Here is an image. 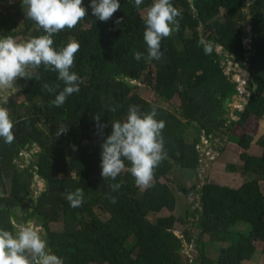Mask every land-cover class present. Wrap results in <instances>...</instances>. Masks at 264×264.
<instances>
[{
  "label": "trees",
  "instance_id": "obj_1",
  "mask_svg": "<svg viewBox=\"0 0 264 264\" xmlns=\"http://www.w3.org/2000/svg\"><path fill=\"white\" fill-rule=\"evenodd\" d=\"M3 1L8 0H0ZM245 2L172 0L182 12L178 30L167 37L174 51L167 49L164 38L162 59L146 62L143 58L137 61L134 53L146 54L141 12L150 0H144L140 10L134 6V0H120V9L107 22L93 16L88 7L90 0H83L88 15L73 29L66 28L53 37L56 47L66 43L69 37L80 44L72 69L83 80L80 91L69 96L61 107L52 105L55 94L43 90L41 85L59 84L57 92L64 85L56 72L41 66L33 70L39 73V81L18 79L23 97L18 105L21 110L18 112L11 100L4 105L13 120L15 138L11 144L0 138V227L14 230L13 221L17 225L36 219L45 230L48 247L64 264H245L251 261L256 254L254 242L264 244V194L254 189L256 181L236 189L206 179L197 190L200 208L186 213L193 218L192 225L199 233L194 236L185 227L178 236L173 231L172 215L149 219L162 209L169 212L176 209V195L169 183L153 181L152 186L140 191L126 168L115 181L121 183V188L112 191L109 184L113 181H104L100 166L101 143L111 132V119L123 117L132 104L142 110L156 106L157 119L165 121L162 135L167 158L154 170L157 178H164L171 171V158H175L180 169L195 171L201 164L198 150L201 137L210 141L221 139L234 126L243 127L250 117L264 118V0L251 2L247 14H244ZM11 8L15 9V15L0 12V35L15 32L26 40L43 34L34 21L22 14L21 0ZM121 17L122 23L117 24L115 21ZM246 21L250 28L248 50L244 49L240 34V24ZM201 37L217 46L212 55H205L198 46ZM226 60L239 65L246 61L249 79L253 81L248 84L249 92L256 86L244 110L234 111L237 122L225 118L223 107L227 99L231 101L238 96L231 77L224 73ZM139 84L149 87L166 103L177 95V106L170 111L147 101L137 91ZM110 107H116L117 111L111 113ZM95 115L101 116V123L108 124L104 135L97 134ZM61 125H68L69 130L57 137ZM228 141L244 150L239 155L241 171L264 181V132L256 140L262 150L258 156L248 153L252 137H229ZM34 144L38 150L30 153L29 162L20 167L16 159H20L25 149L34 148ZM72 145L77 146L76 150ZM34 175L44 182V187L38 195L27 197L33 192ZM78 187L87 199L82 206L73 208L63 194ZM179 190L188 192L185 187ZM109 196H115L116 203ZM17 205L22 206L20 214L15 211ZM96 208L107 212L109 217L89 218ZM59 221L67 224L78 221L79 228L70 231L49 228L50 222ZM205 241L227 242L228 246L221 248L214 260L206 252ZM184 244L195 247L189 263L184 262L181 252ZM261 252L264 254V247Z\"/></svg>",
  "mask_w": 264,
  "mask_h": 264
},
{
  "label": "clouds",
  "instance_id": "obj_2",
  "mask_svg": "<svg viewBox=\"0 0 264 264\" xmlns=\"http://www.w3.org/2000/svg\"><path fill=\"white\" fill-rule=\"evenodd\" d=\"M21 3L26 17L34 21L43 30V34L30 36L22 41L12 35H0V138L6 144L13 143L15 137L13 120L4 105L8 102L9 93L13 90L18 91L16 86L18 79L39 81L41 78L39 73L33 70L41 66L45 70L56 72L57 79L63 82L62 90L57 92V89H60L59 84L52 86L45 82L41 85L43 90L55 94L51 103L56 107L63 106L69 96L78 93L83 83L79 74L72 71L80 44L69 37L66 43L62 42L56 47L53 39L54 35L62 30L73 29L88 15L83 0H21ZM143 3L144 0H134L137 10H140ZM88 7L91 8L93 16L107 22L121 5L120 0H90ZM180 17L182 12L173 5L172 0H150L141 12L145 26L143 40L146 44V54L137 51L134 58L137 61L143 58L146 62L161 60L164 55L161 51V42L178 30ZM122 21L123 17L115 22L120 24ZM198 46L209 56L217 47L214 42L203 37L198 40ZM243 65L248 67L247 75H244L248 78L249 65L246 62ZM233 78L231 77L232 82ZM240 80L244 79H239V82ZM234 83H238L237 79ZM242 84L240 82V85ZM240 95L243 99V94ZM108 111L115 113L117 109L110 107ZM157 115V108L154 105L151 110H142L140 106L132 104L128 106L123 117L111 119V132L101 143L100 166L104 181H113L109 184L112 191L121 188V183L115 181L126 168L137 186L141 188L152 186L154 170L167 158L162 135L165 121L157 119ZM93 119L96 121L97 134L104 135L103 130L108 124L101 123L99 115H95ZM68 130V125H61L56 136L66 134ZM72 147L73 150L77 148L76 145ZM63 195L73 208L84 203L82 188L65 191ZM109 199L116 203L115 196H109ZM12 224L14 230L0 227V264H64L63 259L48 247L43 235L44 230L40 225L31 220L19 226L15 221Z\"/></svg>",
  "mask_w": 264,
  "mask_h": 264
},
{
  "label": "rangeland",
  "instance_id": "obj_3",
  "mask_svg": "<svg viewBox=\"0 0 264 264\" xmlns=\"http://www.w3.org/2000/svg\"><path fill=\"white\" fill-rule=\"evenodd\" d=\"M253 0H246L245 7H244V14H247V6L252 2ZM8 2H12V4H3L0 3V12L2 13H10V14H16L15 9L11 8L15 0H8ZM10 6V8H8ZM22 14L24 16L25 13L22 10ZM248 20V18H247ZM20 25L19 29H21V20L19 19ZM240 31H241V39L242 44L245 50L250 49V28L247 24V21L240 24ZM17 40L22 41V37L14 32L12 35ZM165 46L167 49L171 52L174 51L172 42L169 41V39L166 38L165 40ZM217 51L219 52L220 49L217 48ZM234 61L226 60L224 61L225 69L224 73L227 74V76L234 77V79H244L240 80L243 84L247 82V75L248 67L244 66L242 63V66L237 64L234 65ZM246 62V61H245ZM247 63V62H246ZM223 64V63H222ZM154 70V67L152 68ZM138 93L147 101L156 103L160 105L161 107L168 109L170 111L173 110V107L177 106L178 104V96L175 95L173 99L169 102H163L160 101L153 91L146 87L145 85L139 84ZM239 95L238 97L241 99ZM237 96L233 97L228 104L226 108V117L230 118L231 120L237 122L238 119L235 118L234 111H240L242 112V106L240 105L241 102H239V98ZM15 104H20L23 102V97L19 95L15 90H13V93L9 94L7 97V101H10ZM264 118L261 120H257L253 117H250L246 124L242 126H234L230 132L226 135H222L221 139L216 140H205L204 137L200 138V144L198 146V150L201 153V164L195 171H184L176 165L174 159L171 158V162L173 164V167L171 171L164 177H158L154 176L153 181L156 183H169L170 187L173 189L176 195L177 199V205L174 212H169L166 209H162L159 213L149 216V219L151 221H154L158 217H169L172 215L174 218L173 221V231L176 235L181 236L182 231L185 227H188L191 233L194 236H197L199 233V230L192 225L193 218L191 216H186V213H193L196 209L200 208L199 204V195L197 193V190L205 183V180L207 179V182L219 184V185H225L232 188L240 189L243 184L251 182L250 185H253V181H256L254 184V189L261 191L264 194V181L260 177H256L253 175H245L241 171V165L242 162L239 159L240 153H242L244 150H242L240 147H238L236 144L229 142V137L234 138H240L242 135H248L252 137L253 141L250 145V148L248 150L249 154L252 155H259L261 153V149L257 146L256 140H258L263 132H264ZM262 128V129H261ZM203 136V135H202ZM38 150V147L34 144V148H32L30 151H27L26 149L20 153V159H16V162L20 165V167L25 166L29 162L30 153L35 152ZM155 174V173H154ZM152 181V183H153ZM42 182L44 183L37 175L33 176V194L34 196L38 195L40 190L38 189V183ZM153 185V184H152ZM44 185L42 186L43 189ZM185 187L188 192H182V190H179V188ZM140 191H143L145 188L139 187ZM84 199H87V196H84ZM21 210V209H20ZM20 210L16 211L18 214H20ZM98 217L102 220H106L109 217V214L103 210H100L96 208L94 212L89 216V218ZM31 221L38 224L36 219H32ZM85 221H88L86 219ZM22 223L26 222H19L17 223V226H19ZM39 225V224H38ZM49 228L53 231H70L79 228V222L74 221L73 223H63L61 221L59 222H50ZM247 228V227H246ZM44 230V229H43ZM45 230L43 231V235L46 238ZM132 241V240H131ZM133 242V241H132ZM131 244V242H130ZM205 244L207 246L206 252L207 254L216 260L219 255V251L221 248H226L228 246L227 242H210L205 241ZM254 245L256 247V254L251 259V261L244 262L245 264H264V254L261 252L262 248L264 247V244L256 241L254 242ZM184 255V262H188L193 259L194 255L192 253H195V247H191L189 245H183L182 251ZM189 259V260H188ZM90 264H96L93 262H90ZM106 264V263H105Z\"/></svg>",
  "mask_w": 264,
  "mask_h": 264
},
{
  "label": "water",
  "instance_id": "obj_4",
  "mask_svg": "<svg viewBox=\"0 0 264 264\" xmlns=\"http://www.w3.org/2000/svg\"><path fill=\"white\" fill-rule=\"evenodd\" d=\"M15 1H18V0H15ZM5 4L7 3H9V4H12V2L10 3V2H8V1H5L4 2ZM233 82H236V79H234L233 78ZM251 83L253 84V81L251 80ZM16 86L18 87V80L16 81ZM238 88V90L241 92V94L243 93V91H244V88H243V86L242 85H240L239 87H237ZM19 95H21L22 96V92L18 89V91H16ZM256 92V86L255 85H253V88H252V94H254ZM243 96L244 97H249L250 96V93H243ZM241 100V103L243 104V107H242V111H243V109H244V106H245V104H246V101L244 100V99H240ZM230 103V100L229 99H227L226 101H225V103H224V105H223V107H224V109H226L227 108V106H228V104ZM16 107H17V111L19 112L21 109H20V107L18 106V104H16ZM26 125L28 126L29 125V121H26ZM27 146V145H26ZM26 177V180L28 181L29 179H28V176H25ZM44 185V183H42V182H39L38 183V189L41 191L42 190V186ZM33 195V192H29L28 194H27V197H31ZM22 208V206L21 205H17L16 207H15V211H19L20 209ZM48 238L46 237V240H47Z\"/></svg>",
  "mask_w": 264,
  "mask_h": 264
},
{
  "label": "flooded vegetation",
  "instance_id": "obj_5",
  "mask_svg": "<svg viewBox=\"0 0 264 264\" xmlns=\"http://www.w3.org/2000/svg\"><path fill=\"white\" fill-rule=\"evenodd\" d=\"M5 1H3V2H0V3H3V4H5L4 3ZM16 2V1H15ZM250 78V76H248V78H247V82H245L244 84H242L243 86H244V92H248V93H250L249 92V86H248V84H250L251 83V79H249ZM238 81V83L236 84V83H234L235 84V87H236V89H237V87H239V85H240V82H239V80H237ZM238 90V89H237ZM252 91V90H251ZM238 92V96L241 94V92L238 90L237 91ZM11 93H13V91L11 92ZM11 93H9V94H11ZM243 94V93H242ZM252 94V93H251ZM237 96V97H238ZM250 97V96H249ZM249 97H244V96H242V98L243 99H245V101H247L248 100V98ZM240 105L243 107V104L242 103H240ZM246 105V104H245ZM245 107V106H244Z\"/></svg>",
  "mask_w": 264,
  "mask_h": 264
},
{
  "label": "crops",
  "instance_id": "obj_6",
  "mask_svg": "<svg viewBox=\"0 0 264 264\" xmlns=\"http://www.w3.org/2000/svg\"><path fill=\"white\" fill-rule=\"evenodd\" d=\"M254 118V117H253ZM258 120V119H257ZM264 128V127H263ZM262 129V128H261ZM260 155V154H259ZM90 264V263H89Z\"/></svg>",
  "mask_w": 264,
  "mask_h": 264
}]
</instances>
